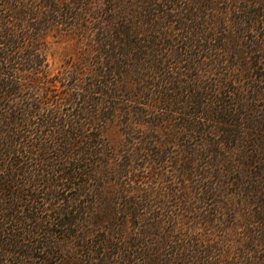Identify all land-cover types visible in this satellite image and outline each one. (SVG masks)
I'll list each match as a JSON object with an SVG mask.
<instances>
[{
  "label": "trees",
  "instance_id": "1",
  "mask_svg": "<svg viewBox=\"0 0 264 264\" xmlns=\"http://www.w3.org/2000/svg\"><path fill=\"white\" fill-rule=\"evenodd\" d=\"M90 1L0 0V264H264V8Z\"/></svg>",
  "mask_w": 264,
  "mask_h": 264
},
{
  "label": "rangeland",
  "instance_id": "2",
  "mask_svg": "<svg viewBox=\"0 0 264 264\" xmlns=\"http://www.w3.org/2000/svg\"><path fill=\"white\" fill-rule=\"evenodd\" d=\"M90 2H92V0ZM91 5L93 7L100 6L99 3L96 2V0H93V3ZM233 7L237 10L233 11ZM217 8V15H225L226 20L229 22V16L232 19V14L234 15L241 11L244 12L245 8H249V11L258 9L261 12L260 14H262L261 10L262 8H264V2H262V0H248L247 3L241 2L235 4L233 0H217ZM262 19L264 20V15ZM262 34L264 35L263 32ZM255 35H259V30H257V32H253L252 34H249L248 36L256 37ZM223 36H230V34H217V38H221ZM259 40L260 42L262 40L261 49L264 52L263 38L260 39L259 37ZM46 44L45 58L49 76L60 74L65 68V62L68 59L73 60L78 56L79 49L77 48L76 40L71 36L55 38L49 35L46 38ZM247 62H249L246 64L247 68L249 66H255L254 73H257V75L262 73V69L264 68V60H260L259 64H257V61H255L254 59L248 60ZM240 84L244 86L242 81H240ZM105 136L112 144H116L119 141V135L116 128H111L109 131L105 132Z\"/></svg>",
  "mask_w": 264,
  "mask_h": 264
}]
</instances>
